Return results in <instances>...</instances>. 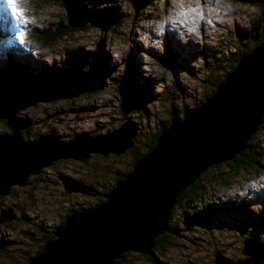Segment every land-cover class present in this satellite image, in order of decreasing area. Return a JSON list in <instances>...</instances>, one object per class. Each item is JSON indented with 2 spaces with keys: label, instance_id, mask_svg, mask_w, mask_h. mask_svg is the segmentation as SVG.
Instances as JSON below:
<instances>
[{
  "label": "rangeland",
  "instance_id": "obj_1",
  "mask_svg": "<svg viewBox=\"0 0 264 264\" xmlns=\"http://www.w3.org/2000/svg\"><path fill=\"white\" fill-rule=\"evenodd\" d=\"M138 1H144V4L137 7ZM67 2L79 23L95 18L107 25L116 19L117 14L120 18L109 25L108 31L86 22L84 28L78 31L73 28L67 37L44 45L31 38L29 31L39 32L67 24V9L52 0H15L14 6L7 0H0L3 9H0V74L3 72L11 80V94H21L19 98L22 100L20 106L13 104L17 100L7 105L5 95L0 96V135H10L12 131L8 122L18 124L17 119L23 118L31 123L30 133L52 136L50 141L53 144L55 140L67 144L76 134H104L132 122L136 135L140 132L136 146L143 152L147 141L170 122L171 115L180 118L184 111L209 95L213 81L224 75L227 57L233 59L243 45L244 41L235 34L241 33L245 39V34L259 32L261 28V24L253 25L259 12L247 0ZM13 7L22 11L23 16H18ZM97 45L102 46V62L105 59L113 75L125 70L129 57L134 59L137 69L134 68L131 74L137 85L133 88L148 97L139 110L130 106L141 100L134 89L122 91L120 83L112 78L105 80L98 92L86 90L54 101L45 100L51 94L76 90L73 81L59 89L41 85L45 77L55 67H66L68 53L73 54L80 49L91 52ZM25 53L27 55L23 59ZM168 53L174 56L172 69L159 61ZM16 59H23L22 62L29 67L23 63L16 65ZM32 66L37 70L34 71ZM90 82V79L86 80L85 87L88 88ZM15 88L17 92L13 91ZM125 106L130 110L122 114ZM5 112L9 115L7 118L3 116ZM131 129L126 127V131ZM25 130L21 131V138L24 136L26 142H31L30 137H25ZM256 135L258 142L264 145V135L260 132ZM85 142V147H90V144L100 146V143ZM124 152L116 154L109 151L106 155L91 152L85 160L61 158L43 167L38 176H31L33 181L27 186L13 183L12 192L0 195V207H17L16 212L25 211L27 218L23 219L25 222H0V238H5L11 258L0 264H17L29 254H34L42 236L39 232L31 233L27 224L41 225V231L47 234L64 220L67 210L79 208L84 211L100 207L91 193L95 190L105 193L107 189L115 188L133 160L127 149ZM260 164L259 172L241 171L238 175H231L225 162H221L219 167H208L205 172L208 181H205L206 192L197 203L181 202L175 208L171 223L176 224L180 231L170 237L173 240L170 247L161 254L156 252L155 257L170 264H216V261L235 264L233 262L248 258L242 253L246 240L251 263L261 264L264 230L260 231L255 224L264 221V160ZM220 177L226 179L227 184L224 185ZM83 185L82 194L75 191L76 186ZM231 205L247 206L251 216L236 214ZM204 208L215 215L214 220L206 224L196 217ZM255 237L257 240L253 241ZM132 252L130 264H151L144 254ZM216 253L231 262L221 260Z\"/></svg>",
  "mask_w": 264,
  "mask_h": 264
},
{
  "label": "water",
  "instance_id": "obj_2",
  "mask_svg": "<svg viewBox=\"0 0 264 264\" xmlns=\"http://www.w3.org/2000/svg\"><path fill=\"white\" fill-rule=\"evenodd\" d=\"M131 2L134 3V0ZM66 7L69 21H76L68 4ZM115 18L114 23L120 15ZM86 22L104 31H108L113 23L104 25L90 18L80 23L70 22V25L82 27ZM90 77L93 82L96 81L93 75L72 72L51 88L59 89L68 81H73L76 90L51 94L45 100L54 101L90 90L91 87H81L78 81L83 82ZM137 106H131V109ZM129 110L125 108L123 113ZM7 112L3 113L6 118L9 116ZM262 118L264 44L240 61L203 106L185 114L182 121H171L169 129L157 138L153 151L138 160L124 180L109 194L102 196L106 200L104 204L89 212L69 215L63 225L55 229L54 239L47 241L42 251L28 264H113L124 252L150 254L155 239L167 230V221L177 196L208 167L229 161L240 153ZM17 121L18 124L8 122L12 131L10 135H0L1 196L9 194L13 183L27 186L31 176L40 174L43 167L54 161L61 158L85 160L91 152L121 154L132 147L131 141L135 137L134 125L127 122L113 133L98 138L89 133L76 134L67 144L58 140L53 144L50 141L53 137L49 135H39L34 142H23L21 131L30 124L20 118ZM127 126L132 128L131 131H126ZM112 137L115 138L108 141L109 144L104 142ZM85 140L95 145L100 143V146L90 144V147H85ZM76 147L79 149L72 150ZM14 218L11 209L1 211L0 222ZM244 244L242 253L248 258L233 263L252 264L246 240ZM4 246V241L0 240V249ZM221 260L231 262L226 258ZM263 260L261 264H264Z\"/></svg>",
  "mask_w": 264,
  "mask_h": 264
},
{
  "label": "trees",
  "instance_id": "obj_3",
  "mask_svg": "<svg viewBox=\"0 0 264 264\" xmlns=\"http://www.w3.org/2000/svg\"><path fill=\"white\" fill-rule=\"evenodd\" d=\"M54 1L56 4H58L60 7L64 8L65 10L67 9L66 5L68 4L67 1L68 0H52ZM96 2V1H95ZM144 1H138V5L137 7H141V5H143ZM248 3H250L251 6H253L254 8H256L259 12L258 14V18L256 19V22L253 23V25L257 24L260 25L261 28H259V32L255 31L256 33H252V31H250L249 33L245 34V39L243 38L242 34H235L237 35V38H239L240 41L243 42V45L241 47V49H239L238 55L235 56L233 59H230L227 57V61L228 64L225 68L224 75H219L212 83V90L209 93V95H205L204 97H202L200 99V102L195 105L192 106L193 108H188L186 111L183 112V115L178 118V117H174L171 115L170 117V122L171 121H182V119L184 118V114H189L192 113L196 110H198L201 106H203L205 104V102L211 98L216 92L217 90L221 87V85L227 80V78L234 72L235 68L238 66V64L240 63L241 60H243L244 58L248 57L251 53H253V51L262 46L264 44V0H247ZM83 4V3H82ZM85 6V4H83ZM68 7H70V4H68ZM86 7V6H85ZM72 9V8H71ZM137 9V8H136ZM2 10V8H1ZM73 11V10H72ZM4 13V12H3ZM67 19V18H66ZM5 20V17H4ZM68 23L65 25L59 24L57 26H55L54 28L48 29V30H41L39 32L37 31H29L28 35L31 38H34L38 41H41L44 45H50L54 42H56L57 40L63 38V37H67L71 32H73V28L76 29L77 31L84 28L85 24L82 27H72L70 25V21L69 19ZM77 22V21H76ZM79 23V22H77ZM92 25V24H90ZM94 26V25H92ZM95 27V26H94ZM252 33V34H251ZM241 36V37H240ZM16 52V51H15ZM17 53V52H16ZM104 53V50L102 48L101 45H97L94 46L93 51L91 52H87L84 50H78V51H74L73 54H67V58L66 64H65V68L64 69H60L58 67H55V69L52 71L51 74H48L49 76L45 77V81L43 84L41 85H56L57 83H59L60 81H62L64 78L68 77L72 72L74 71H80L82 73L85 74H89V75H93L94 77H96V81L93 82L92 81V77H90V84L89 87L91 91L93 92H98L101 90L102 86L105 84L104 81L112 78L113 80H117L120 85L119 87L120 90L124 91V90H128V89H132L134 86H136L137 84L135 83V81H133L132 78V74L131 71L133 73L134 68L137 69V65L135 64V61L133 58L128 59L126 68L123 72H118L117 75H113L114 73L111 71L110 66L105 62H102V55ZM166 58L163 59L160 57L159 61L161 63H164L166 66H168L169 68H173V54L168 53L166 56ZM24 59V58H23ZM17 60L16 62H18V64L14 61V63L18 66H21L19 63H23L22 60ZM132 59V60H131ZM26 60V59H25ZM25 64L27 67H29L26 63ZM34 67V66H33ZM32 67V69L34 70V68ZM31 68V67H30ZM35 70L36 67H35ZM34 70V71H35ZM94 80V78H93ZM4 82H6L7 85H5ZM9 81V82H8ZM11 80L7 79V77H5L4 73L2 72L0 74V96H4V98H6L5 102L8 103L7 105H9L10 103L12 104L13 102H15L16 100H18V98L20 97V95L17 96H13L11 94ZM8 84H10V86H8ZM82 85H84L85 87V81L82 82ZM37 87H40V84L37 85ZM88 87V88H89ZM86 88V87H85ZM36 89V88H35ZM134 89V88H133ZM14 92H17L16 88L13 89ZM135 91V89H134ZM136 92V91H135ZM139 96V99H141L137 104H133V105H138L136 108V110H139V108H141L144 104V100H146L148 97L146 94L142 93L139 94L138 92H136ZM141 96V98H140ZM6 105V106H7ZM132 106V105H130ZM127 106L123 107V110L126 108ZM122 112V111H121ZM122 114H125L122 112ZM23 119V118H22ZM24 120V119H23ZM26 122H28L31 126V123L29 120H25ZM170 122L165 124L162 129L157 132L154 136H152L146 143V149L142 152L140 151L136 146V143L138 139H140V132L137 133L136 135V130H135V137L132 139V147L127 148L128 152L130 154H132L133 156V160L132 163L130 164V167L128 168L127 172L121 176L118 179V182H122L124 180V178L126 177V175H128L132 170L133 167L135 165V163L140 160L145 158L148 154H150L156 143H157V138L164 133L165 131H167L170 127ZM132 123V122H131ZM135 127V124L132 123ZM26 128V130L24 131L25 133V137H30L31 142H34L39 135V133H30L31 131V127ZM136 129V127H135ZM256 132H260L264 135V118L261 119V123L256 127L255 131L251 134L250 138L245 142L244 144V148L243 150L236 154L233 159L229 160V161H224L226 165H228V170L230 172L231 175H238L241 171H250L252 173H257L259 172L260 168V161L264 160V145H262L260 142H258V139L256 138ZM113 133V131H108L104 134H89L90 136L94 137V138H98L101 137L103 135H108ZM24 138V136H23ZM23 138L22 141L26 142ZM87 159V158H86ZM220 163L215 164L214 166L211 167H219ZM205 172H202L198 178L189 186H187L186 188H184L182 190V192L177 196V198L175 199V203L174 206L170 212V216L169 219L167 221V230L162 233L161 235H159L155 241H154V245L151 248V253L150 254H144L143 256L148 259L151 264H170L167 263L166 261L162 262L161 259H157V257H155V253H159L161 254V252H163L166 248H169L170 245L172 244V241L170 237H172V234H176L178 231H180L177 227L176 224H172V220H173V213L175 211V208L179 205V203L184 202L185 204H192V203H197L198 201H200L199 199L204 195V193L207 190V184L205 183V181H207L205 178ZM34 176V175H33ZM38 176V175H37ZM35 176V177H37ZM221 176V175H220ZM34 177V178H35ZM31 178V177H30ZM32 179V178H31ZM29 179L28 183H31L33 180ZM221 179V177H220ZM222 183L225 185L227 184V180L226 179H221ZM208 182V181H207ZM117 184H115L116 186ZM84 188L83 186H76L74 189L75 191H79L81 194L84 190H82ZM114 188H110L107 189L105 193H101V192H95L93 191L91 193V195H94V197H96V200L98 201L96 205H101L105 203V198L102 196H105L107 194H109ZM14 189H10V192H12ZM2 204V202L0 201V205ZM231 209L233 211H236V214H242V215H247V216H251V213L249 211V209L247 208V206L245 205H239V206H235V205H231L230 206ZM17 207H12V206H8L3 208L2 206L0 207V214L2 210H7V209H11L13 212V215L15 216L14 219H12V222L16 221H22L25 222L23 219L27 218L24 214L25 211L20 210V212H16ZM93 210L92 209H84V211H81V209L79 208H74V210L72 209L70 212L67 210V212H65V218L64 220H62L57 227H55L53 229L52 232L50 233H43L42 227L41 225H38V227L36 226H32L31 224H27L26 226H28V228L31 231V233L36 232V233H40V235L42 236V239L40 240V244L38 245L37 249L34 251V254H29L28 257H25L24 260L20 263L17 264H28L30 259L37 256L43 249L45 243L47 241H51L52 239H54V231L55 229H57L58 227L62 226L63 223L65 222V219L73 214V213H83V212H89ZM221 212H223V209L220 210ZM21 216H23V218H21ZM198 221H203L205 224L211 222V220H214L215 215L213 213H208L206 211V209H202L201 211H199V213L196 215ZM14 220V221H13ZM3 224H5V222H3ZM255 227H258L260 231L264 230V221L260 224H255ZM36 228V229H35ZM209 229V228H207ZM3 236V235H2ZM24 237V238H23ZM22 238L25 240V238L27 237L26 235L23 236ZM2 241H5V238H0ZM11 241L16 242L17 239H11ZM9 249L7 246H4L3 248L0 249V262L1 261H5L8 258L11 259L9 257L10 253H9ZM134 253L132 251H128V252H124L122 253L115 261L113 264H130V259L129 257H131V255H133ZM4 257H6L5 259H3Z\"/></svg>",
  "mask_w": 264,
  "mask_h": 264
},
{
  "label": "snow or ice",
  "instance_id": "obj_4",
  "mask_svg": "<svg viewBox=\"0 0 264 264\" xmlns=\"http://www.w3.org/2000/svg\"><path fill=\"white\" fill-rule=\"evenodd\" d=\"M7 2L9 5H12V6H14V4H15V0H7ZM13 11L16 12L18 16H23V12L20 11L19 9H15L13 7ZM24 22L27 23V21H24Z\"/></svg>",
  "mask_w": 264,
  "mask_h": 264
},
{
  "label": "clouds",
  "instance_id": "obj_5",
  "mask_svg": "<svg viewBox=\"0 0 264 264\" xmlns=\"http://www.w3.org/2000/svg\"><path fill=\"white\" fill-rule=\"evenodd\" d=\"M2 8V6H1V4H0V9ZM86 8H87V6H86ZM3 10V9H2ZM86 10V9H85ZM89 10V9H88ZM3 12V11H2ZM4 17H5V14H4ZM6 32H7V30H6ZM9 34V33H8ZM26 53L24 54V56H23V58H25L26 57ZM28 63V62H27ZM29 64V63H28ZM30 65V64H29ZM31 66V65H30ZM33 67V66H32ZM132 106H135V105H132ZM123 112V111H122ZM116 131V130H115ZM114 132V131H113ZM256 238V237H255ZM245 245V244H244ZM241 261V260H240Z\"/></svg>",
  "mask_w": 264,
  "mask_h": 264
},
{
  "label": "bare ground",
  "instance_id": "obj_6",
  "mask_svg": "<svg viewBox=\"0 0 264 264\" xmlns=\"http://www.w3.org/2000/svg\"><path fill=\"white\" fill-rule=\"evenodd\" d=\"M78 81H79V83L82 85V82L78 79ZM22 101V100H21ZM21 101L19 100L17 103H16V105L17 106H20L22 103H21ZM122 136H123V132H122ZM126 137V136H125ZM83 142V141H82ZM125 153V152H124ZM41 174V173H40ZM39 175V174H38Z\"/></svg>",
  "mask_w": 264,
  "mask_h": 264
}]
</instances>
